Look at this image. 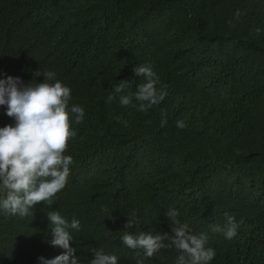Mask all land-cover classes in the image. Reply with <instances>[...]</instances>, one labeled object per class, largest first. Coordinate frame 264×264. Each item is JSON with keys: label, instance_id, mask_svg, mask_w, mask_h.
I'll return each instance as SVG.
<instances>
[{"label": "trees", "instance_id": "trees-1", "mask_svg": "<svg viewBox=\"0 0 264 264\" xmlns=\"http://www.w3.org/2000/svg\"><path fill=\"white\" fill-rule=\"evenodd\" d=\"M142 64L166 98L147 112L119 95L109 102L120 80H135V91ZM38 70L70 87L85 115L73 123L65 155L74 163L54 201L26 217L0 211V264L64 251L49 243L51 211L80 222L70 230L79 264L93 250L137 264L143 254L123 244L124 231L171 234L168 209L207 234L210 264H264V0H0V79L43 82ZM6 112L0 127L15 125ZM225 213L238 225L232 239L211 230ZM129 218L136 225L125 229ZM178 255L162 249L143 264Z\"/></svg>", "mask_w": 264, "mask_h": 264}, {"label": "clouds", "instance_id": "clouds-1", "mask_svg": "<svg viewBox=\"0 0 264 264\" xmlns=\"http://www.w3.org/2000/svg\"><path fill=\"white\" fill-rule=\"evenodd\" d=\"M254 32L259 35L261 29L257 27ZM133 73L142 78L135 91H127L135 80H120L114 85L108 101L119 95L121 106H134L147 112L159 105L167 92L157 87L159 76L151 65L135 66ZM37 76H43L44 81L33 79L24 84L18 77L0 79V106H6L7 116L15 121L14 126L0 127V192L3 193L0 211L13 216L33 215L31 209L39 203L51 204L66 187L74 161L65 153L77 134L73 123H82L85 115L82 106L70 104L71 89L57 80L55 73L48 71L41 75L38 70L34 73V77ZM161 115V127H164L167 114L162 111ZM185 126L183 121H177L178 128ZM166 216L171 224V234L124 231L123 244L132 250H140L137 255L143 254L137 264H143L144 258H152L168 248H175L179 253L176 264H210L216 252L207 247V234L193 233L187 223L181 222L175 209H168ZM225 217L223 226L213 225L211 230L223 232L227 239H232L237 234L238 225L233 216L225 213ZM47 218L51 225L49 243L64 251L52 259L40 257L42 264H79L75 255L77 250L71 246L73 236L70 230L79 231L80 222L75 218L69 222L58 211L48 212ZM133 225L136 222L129 218L124 228L130 229ZM93 252L90 264H117L116 255L105 254L103 250Z\"/></svg>", "mask_w": 264, "mask_h": 264}]
</instances>
